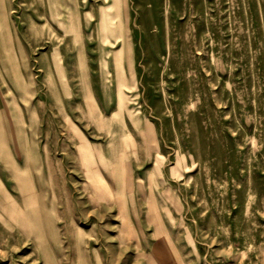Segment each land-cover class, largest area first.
Segmentation results:
<instances>
[{
	"label": "rangeland",
	"instance_id": "374dc122",
	"mask_svg": "<svg viewBox=\"0 0 264 264\" xmlns=\"http://www.w3.org/2000/svg\"><path fill=\"white\" fill-rule=\"evenodd\" d=\"M0 264H264V0H0Z\"/></svg>",
	"mask_w": 264,
	"mask_h": 264
}]
</instances>
